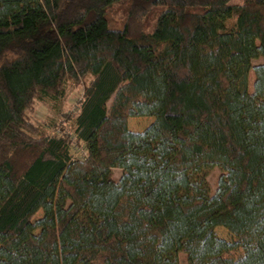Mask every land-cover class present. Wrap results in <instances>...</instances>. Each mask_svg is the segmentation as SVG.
Masks as SVG:
<instances>
[{
    "label": "trees",
    "instance_id": "1",
    "mask_svg": "<svg viewBox=\"0 0 264 264\" xmlns=\"http://www.w3.org/2000/svg\"><path fill=\"white\" fill-rule=\"evenodd\" d=\"M230 1L0 0V264H264V0ZM79 80L72 132L28 122Z\"/></svg>",
    "mask_w": 264,
    "mask_h": 264
},
{
    "label": "rangeland",
    "instance_id": "2",
    "mask_svg": "<svg viewBox=\"0 0 264 264\" xmlns=\"http://www.w3.org/2000/svg\"><path fill=\"white\" fill-rule=\"evenodd\" d=\"M242 0H231V4H239ZM126 5L116 4L108 10V19L111 27L122 28L125 20ZM261 60L253 61L252 66L261 63ZM254 76L251 72L249 74V91H252ZM86 82L79 80L77 84L67 83L65 87L64 96L57 101H41L35 102L32 108L27 112V120L35 128L47 132L49 135H56L60 126L67 131L72 132L73 128L68 119L77 114L81 101L83 100L84 87ZM65 116V117H64ZM153 122L152 118H131L128 121V129L133 132H142ZM60 125V126H59ZM55 126V127H54ZM59 128H58V127ZM56 128V129H55ZM72 158H79L82 156V147L73 145L70 149ZM220 172L217 169L212 170L208 176L207 181L211 189L215 190L216 180ZM121 171L115 169L113 176L116 180L119 179ZM41 213L38 212L35 218H39ZM234 240V237L229 234L224 228L216 227L211 235L207 238V245L216 248L222 252L229 247ZM181 264H185V257L179 256Z\"/></svg>",
    "mask_w": 264,
    "mask_h": 264
}]
</instances>
